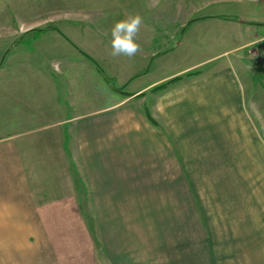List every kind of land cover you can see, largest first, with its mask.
Listing matches in <instances>:
<instances>
[{
	"label": "crops",
	"instance_id": "crops-1",
	"mask_svg": "<svg viewBox=\"0 0 264 264\" xmlns=\"http://www.w3.org/2000/svg\"><path fill=\"white\" fill-rule=\"evenodd\" d=\"M14 1L0 0V8ZM86 1L78 15L91 27L98 23L90 11L102 5ZM248 2L264 12V0ZM127 5L112 9L143 18L161 8ZM157 18L139 33L148 80L131 99L58 121L66 102L49 95L63 90L49 76L25 103L35 117L0 139V264H264V139L249 115L247 85L260 80L255 102H264V25L238 23L232 31L243 42L232 52L151 78L157 58L162 69L177 50L160 56L148 48L177 37L175 19ZM173 79L154 95L149 116L137 96ZM48 104L55 122L46 124L36 119L52 114ZM195 182H204L198 200Z\"/></svg>",
	"mask_w": 264,
	"mask_h": 264
},
{
	"label": "rangeland",
	"instance_id": "rangeland-1",
	"mask_svg": "<svg viewBox=\"0 0 264 264\" xmlns=\"http://www.w3.org/2000/svg\"><path fill=\"white\" fill-rule=\"evenodd\" d=\"M100 1L102 9L90 11L98 23L91 27L84 22L89 20L87 16L82 13L78 15L81 10L86 12V0L66 3H62L61 0H16L11 5L0 8V65L3 64V69L0 70V139L10 136L5 133L8 130L13 132L24 128L22 126L27 124L25 118L34 116L25 103L34 99L36 89L38 86H44L45 79L49 76L53 78L55 86H62L63 89L52 91L49 95H53L57 101L60 97L66 103L59 104L63 111L60 114L56 113V116L58 115L56 119L53 113L55 108L47 105L46 109H50L52 114L36 119L43 123L47 122L46 124L55 122L52 119L58 121L60 118L71 119L81 114L87 105H100V102L107 105L131 99L130 92L138 90L135 87L148 80L143 76L146 70L140 71L141 65L144 64V61L140 60V52L131 59L123 56L114 58L109 54L111 28L114 22L124 18L123 11L115 8L113 10L112 5L124 0ZM125 2L129 11L137 4L143 5V8L149 7V4L160 5L159 13L143 14V21L150 22L158 15L160 18L157 20H176L177 37L172 42L163 41L148 45L151 52L160 50L157 53L160 56L169 49L174 51L177 49L173 55L176 59L164 65V70L163 67L159 68L164 58H157L159 62L153 66L151 78L157 73L164 75L165 72L174 71L179 67L205 62L215 59L224 52H232L243 42L240 41L241 37L232 31L238 23H243L247 29L250 28L251 22L264 25V12L256 5L250 4L248 0H125ZM121 6L124 10L125 5ZM72 21L82 23L76 26ZM169 29L173 30L174 26ZM175 41L178 42L173 44ZM231 57L232 53L228 58ZM224 61H218L217 64ZM57 64L62 65V68H56ZM215 64L212 62L202 68L209 69ZM59 69L67 71L68 76H61ZM196 71L192 73L193 76L201 73L199 69ZM178 79L166 81L163 86L151 88L137 96L136 99L143 101L147 106L146 112L149 116L148 107L153 102L154 95L173 87L168 85ZM259 84L260 80L257 79L247 81L248 98L252 99L248 109L256 130L264 139V110L261 111L264 102H255ZM76 90L87 93L65 95L68 91ZM41 98L47 100L48 97ZM12 99H23V106ZM43 107L45 106H40V109ZM203 184L194 183L196 191L193 190V196L198 195L195 200L199 199V192L202 191L199 186ZM180 205L176 204L174 208L180 211L182 204ZM81 209L83 216L89 219V208L82 206ZM99 252L101 254L102 249H99ZM101 255L103 258V254Z\"/></svg>",
	"mask_w": 264,
	"mask_h": 264
},
{
	"label": "clouds",
	"instance_id": "clouds-1",
	"mask_svg": "<svg viewBox=\"0 0 264 264\" xmlns=\"http://www.w3.org/2000/svg\"><path fill=\"white\" fill-rule=\"evenodd\" d=\"M143 25L140 14H129L114 22L111 28L110 52L112 57H127L129 59L142 51L138 43L139 33Z\"/></svg>",
	"mask_w": 264,
	"mask_h": 264
},
{
	"label": "trees",
	"instance_id": "trees-1",
	"mask_svg": "<svg viewBox=\"0 0 264 264\" xmlns=\"http://www.w3.org/2000/svg\"><path fill=\"white\" fill-rule=\"evenodd\" d=\"M151 120V119H150ZM152 121V120H151Z\"/></svg>",
	"mask_w": 264,
	"mask_h": 264
}]
</instances>
